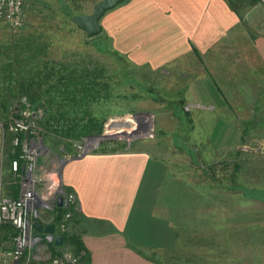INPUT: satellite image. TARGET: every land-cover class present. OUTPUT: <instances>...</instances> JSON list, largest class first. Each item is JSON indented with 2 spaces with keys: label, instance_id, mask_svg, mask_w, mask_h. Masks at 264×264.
Instances as JSON below:
<instances>
[{
  "label": "rangeland",
  "instance_id": "obj_1",
  "mask_svg": "<svg viewBox=\"0 0 264 264\" xmlns=\"http://www.w3.org/2000/svg\"><path fill=\"white\" fill-rule=\"evenodd\" d=\"M98 1L26 0L21 26L0 23V120L9 116L13 100L27 97L42 109L44 142L60 159L77 153L74 146L83 136L68 135L64 125L67 129L82 120L87 107L102 121L101 133L88 134L102 135L98 149L144 146L175 162L172 181L180 186L185 203H193L187 205L186 229L180 233L183 237L186 232L187 241H179L175 252L152 255L157 264H264V94L256 102H251L256 97L251 94V107L226 110L237 116L234 120H207L202 112L190 117L188 97L195 94L184 92L185 80L176 76V69L136 64L118 52L107 27L88 38L72 22V15L91 13ZM121 4L107 11L100 23L108 26L110 14ZM29 70L36 72L40 84L29 85L27 94ZM71 71L93 83L94 101L88 97L75 104L58 95L50 102L48 84H60ZM30 94L37 97L36 104ZM134 130H151V135ZM2 144L11 158L9 140ZM9 180L15 184L11 174Z\"/></svg>",
  "mask_w": 264,
  "mask_h": 264
},
{
  "label": "crops",
  "instance_id": "obj_2",
  "mask_svg": "<svg viewBox=\"0 0 264 264\" xmlns=\"http://www.w3.org/2000/svg\"><path fill=\"white\" fill-rule=\"evenodd\" d=\"M113 14L108 26L101 25L118 52L152 69H176L185 80L184 92L195 94L188 97L190 117L202 112L207 120H234L237 116L226 110L251 107L254 93L251 102L261 100L264 6L257 0H126ZM1 141L0 133V195L16 197ZM172 163L144 146L97 149L65 163L63 184L78 203L72 235L83 249L74 248L77 264H157L152 255L175 252L179 241H187L186 232L180 233L193 203L180 197ZM7 232L8 227L0 230L4 247Z\"/></svg>",
  "mask_w": 264,
  "mask_h": 264
},
{
  "label": "built area",
  "instance_id": "obj_3",
  "mask_svg": "<svg viewBox=\"0 0 264 264\" xmlns=\"http://www.w3.org/2000/svg\"><path fill=\"white\" fill-rule=\"evenodd\" d=\"M257 1L264 6V0ZM25 2L0 0V23L21 26ZM42 118V109L22 96L0 120L2 143L9 140L13 148L10 173L18 189L16 197L0 195V230L9 228L8 245H0V264H77L79 259L71 243L77 197L64 187L62 169L68 160L96 151L100 137L83 136L74 146L75 155L55 158L41 133ZM134 131L151 135V130ZM36 224H54V232L38 231ZM55 236L63 237L61 244L54 242Z\"/></svg>",
  "mask_w": 264,
  "mask_h": 264
},
{
  "label": "trees",
  "instance_id": "obj_4",
  "mask_svg": "<svg viewBox=\"0 0 264 264\" xmlns=\"http://www.w3.org/2000/svg\"><path fill=\"white\" fill-rule=\"evenodd\" d=\"M28 49H31L30 44H28L27 50ZM26 58L27 57H24L23 59ZM26 61L29 62L30 59L28 58ZM29 72L30 74L28 77H30L31 83H27V87L24 89L27 94L29 93L27 90L29 85L35 87L40 84V78L36 76V72H33L32 70H29ZM25 77H27V73L25 74ZM51 77L52 76L49 74L47 79ZM21 85H23V83ZM48 86L49 88H47V93L49 94L50 102H54L58 95H64L65 98L70 97V99L73 100V103L81 104L86 102L88 97L89 100L91 99L90 101H94L95 94L97 93V91L95 92L96 89H93L94 85L92 82H86L83 74H76L73 71L61 77L60 84L53 86L52 83H49ZM28 97L34 102V104H36L35 99L37 97L34 94H30ZM83 112L84 118L82 120H74L75 124L70 125L67 129L65 128L66 125H64V129L67 130L65 132L75 138H80L81 136L88 135L90 133H101L102 121L91 116L87 107L83 108ZM59 115L60 117H64L63 113H59ZM51 116L54 118L55 114H52ZM75 215L76 213H74V216ZM71 243L78 253L81 249H83L77 235H71Z\"/></svg>",
  "mask_w": 264,
  "mask_h": 264
},
{
  "label": "water",
  "instance_id": "obj_5",
  "mask_svg": "<svg viewBox=\"0 0 264 264\" xmlns=\"http://www.w3.org/2000/svg\"><path fill=\"white\" fill-rule=\"evenodd\" d=\"M124 0H99L96 2L92 8L91 13L87 14H74L71 16L72 22L82 31L88 38H93L102 32V25L100 20L102 16L109 10L115 8L117 5L123 3ZM141 114V112L136 113ZM102 137V135H96ZM59 205L61 204V199L58 200ZM35 228L38 231H44L48 233L54 232V224L42 225L36 224ZM63 240L62 236H55L54 242L61 244Z\"/></svg>",
  "mask_w": 264,
  "mask_h": 264
},
{
  "label": "bare ground",
  "instance_id": "obj_6",
  "mask_svg": "<svg viewBox=\"0 0 264 264\" xmlns=\"http://www.w3.org/2000/svg\"><path fill=\"white\" fill-rule=\"evenodd\" d=\"M125 135H128L127 133Z\"/></svg>",
  "mask_w": 264,
  "mask_h": 264
}]
</instances>
